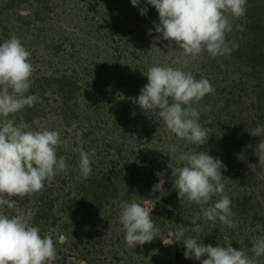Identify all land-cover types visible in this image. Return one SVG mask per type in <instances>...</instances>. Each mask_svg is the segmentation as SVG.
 Instances as JSON below:
<instances>
[{"label": "rangeland", "instance_id": "obj_1", "mask_svg": "<svg viewBox=\"0 0 264 264\" xmlns=\"http://www.w3.org/2000/svg\"><path fill=\"white\" fill-rule=\"evenodd\" d=\"M144 7L146 16L140 14ZM246 7L227 34L238 45L230 55L213 58L205 51L190 59L174 43L169 47V41L155 39L158 13L146 0L138 7L131 0H0V43L15 35L31 53L28 94L39 96L38 103L9 119L40 121L70 142L57 149L66 157L67 174H58L40 192L11 198L32 214L42 236L53 238L57 255L51 264H200L184 257V244L177 241L180 229L204 245L230 243L251 255L253 240L264 236V164L252 155L241 169L234 164L229 172L221 169L236 227L198 219L203 231L196 233L192 221L202 216L201 206L179 200L168 154L173 149L177 158L208 152L226 165L232 129L240 125L241 131L251 120L264 127V0H247ZM151 66L179 68L214 87L207 94L211 101L199 102V122L210 129L204 148L177 138L158 110L145 113L136 103ZM234 99L244 100L238 114L248 119L228 126ZM129 102L133 106L125 109ZM81 148L92 161L88 178L78 169ZM179 166L183 162L173 170ZM157 173L164 179L161 191H153L161 179ZM132 200L153 207L160 229L152 242L134 249L126 246L118 207ZM0 211L15 214L6 206Z\"/></svg>", "mask_w": 264, "mask_h": 264}, {"label": "clouds", "instance_id": "obj_2", "mask_svg": "<svg viewBox=\"0 0 264 264\" xmlns=\"http://www.w3.org/2000/svg\"><path fill=\"white\" fill-rule=\"evenodd\" d=\"M140 2L131 0L136 7ZM146 4L158 13L159 23H154V28L160 35L155 39L169 41V47L174 43L190 59L198 58L205 51L213 58L228 56L238 47L227 39V34L233 30L232 20L245 15L247 0H146ZM147 11V7L140 8L142 16H146ZM148 34L152 35L151 30ZM30 55L15 35L0 43V210L6 206L15 212L9 216L0 211V264H51L57 255L51 235L42 236L40 228L31 222L32 214L17 208L16 201L11 199L42 191L46 182L51 183L60 173L67 174L68 169L66 157L58 156L57 149L68 148L70 142L62 139L59 131L50 130L40 121L30 124L9 119L39 102L38 95L28 94L34 72ZM146 77L148 82L136 99L139 107L145 113L158 110L166 128L177 138L190 144L207 143L210 129L199 122V102L215 92L209 80L197 79L191 72L171 66H151ZM250 135L264 137V127L250 129ZM174 152L175 149L168 153L171 156L169 167L175 177L173 186L179 200L186 199L201 206L202 216L193 217V231H203L201 225L196 224L198 219L219 221L228 228H235L232 201L225 194L223 183L225 177L221 169L227 167L223 161L208 152L193 151L178 158ZM255 155L259 163L264 164V138L259 140ZM181 162L183 166L173 170V165ZM91 163L89 153L81 148L78 169L84 178L91 174ZM157 175L161 179L153 186V191L163 189L162 174ZM217 195L220 199L213 203L212 198ZM118 207L128 248L143 246L156 238L160 229L152 219L153 207L150 209L136 200L121 201ZM177 241L184 244V257L200 264H261L260 258L264 257V236L253 240L251 255L249 250L233 248L230 243L215 247L204 245L198 236L185 237L184 229L177 232Z\"/></svg>", "mask_w": 264, "mask_h": 264}, {"label": "trees", "instance_id": "obj_3", "mask_svg": "<svg viewBox=\"0 0 264 264\" xmlns=\"http://www.w3.org/2000/svg\"><path fill=\"white\" fill-rule=\"evenodd\" d=\"M93 71L95 69H92ZM241 98V97H240ZM204 101H211L210 96L206 95L203 98ZM228 99H226L225 101H227ZM219 102H213V105H219ZM227 105V104H226ZM243 105L244 106V100L241 101L240 99H234V102L231 101V104H229L228 106L230 107L229 112H227V114H229V117L231 118L229 125H232V122L234 120H236L239 123L240 118H245L248 119L246 117L245 114H243L242 112L238 114V109L239 107ZM133 106V103L131 104L130 102L127 103L125 105V109H129ZM213 107V106H212ZM238 108V109H237ZM237 109V111L235 110ZM244 115V116H241ZM130 118V116H123ZM144 118H142L143 120ZM253 119V118H252ZM126 122V119H125ZM256 122L254 120H251L248 124L246 123V125L242 126V129L240 131V125L237 127H234L233 132V138H234V142L229 146V154L228 157H226V166H227V172H229L231 166L234 164L235 167L241 169L244 167V162H246L248 159H250L251 157L254 156V159H257V156L255 155V153L258 152V141L257 139H259L258 137H254L252 135H250V129H254L256 127ZM203 146V145H201ZM204 148V146H203ZM202 149V147H199L198 150ZM223 151H225V148L222 149ZM253 155V156H252ZM234 205V204H233Z\"/></svg>", "mask_w": 264, "mask_h": 264}]
</instances>
